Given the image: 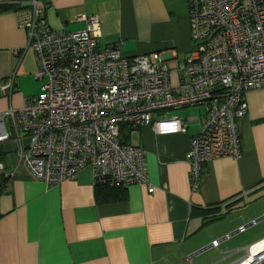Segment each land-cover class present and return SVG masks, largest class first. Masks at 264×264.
I'll return each mask as SVG.
<instances>
[{
	"label": "crops",
	"instance_id": "0c3cea01",
	"mask_svg": "<svg viewBox=\"0 0 264 264\" xmlns=\"http://www.w3.org/2000/svg\"><path fill=\"white\" fill-rule=\"evenodd\" d=\"M25 1L0 0V6H7L0 12V115L22 108L41 89V81L35 79L36 54L25 49L27 31L18 26L17 11ZM43 1L47 3L45 20L54 30H81L85 24L76 22L77 16L99 15V49L119 42L127 57L159 52L172 69L194 50L188 0ZM14 72L16 89L8 95L1 84ZM246 101L247 114L238 121L241 157H219L204 164L195 190L187 160L191 138L199 131L195 117L182 118L185 133L158 135L150 126L131 129L127 141L145 151L153 193L143 185L131 184L124 187V198L112 202L97 201L90 167L73 180L48 186L30 176L12 138L0 142V264L191 261L190 254L221 241L217 237L231 230L222 228L203 236L213 224L202 228L204 218L220 214L264 188V89L249 92ZM11 171L14 175L8 177ZM233 209L229 215L242 208ZM255 217L239 221L237 226L244 227Z\"/></svg>",
	"mask_w": 264,
	"mask_h": 264
},
{
	"label": "built area",
	"instance_id": "2783aa9c",
	"mask_svg": "<svg viewBox=\"0 0 264 264\" xmlns=\"http://www.w3.org/2000/svg\"><path fill=\"white\" fill-rule=\"evenodd\" d=\"M46 5L28 0L17 11L18 26L27 31L25 49L37 57L40 93L0 115V142L17 143L32 178L51 186L90 167L95 184H138L153 193L146 153L123 143L121 129L185 133L183 119L170 112L187 107L204 111L193 118L199 131L187 154L194 190L204 164L241 157L238 121L248 111L246 96L264 89V0H188L194 50L174 69L159 52L127 57L119 42L99 49V15L77 16L81 30H54L44 17ZM15 78L14 72L2 82L4 93L16 89ZM232 255L216 264H264V238L245 247L241 258L229 261Z\"/></svg>",
	"mask_w": 264,
	"mask_h": 264
},
{
	"label": "rangeland",
	"instance_id": "374dc122",
	"mask_svg": "<svg viewBox=\"0 0 264 264\" xmlns=\"http://www.w3.org/2000/svg\"><path fill=\"white\" fill-rule=\"evenodd\" d=\"M198 108L192 107L182 109L179 110L177 114L180 118H202L204 111L201 107ZM232 208L242 209L239 211V213H233L231 215L228 214L222 220L213 222V224L208 225L209 227L204 230L202 235L210 236L216 234L222 228L231 229L228 233L217 237V239L221 240L224 239L227 235L239 230V227L237 226L239 221H242L250 216H256L253 220L247 221L243 224V226H246L257 219L264 217V188L244 199V201L226 208V210L221 211V213L226 214L228 213L227 211ZM261 238H264V219H261L258 222L248 226L243 232H238L226 240H221L220 248L216 249L210 247L201 254L193 257V259L186 264H213L222 259L228 252L232 251H234V255H232L229 261L239 259L244 255L245 246L248 243H252ZM210 244L212 243H209L207 246H210Z\"/></svg>",
	"mask_w": 264,
	"mask_h": 264
},
{
	"label": "trees",
	"instance_id": "16d2710c",
	"mask_svg": "<svg viewBox=\"0 0 264 264\" xmlns=\"http://www.w3.org/2000/svg\"><path fill=\"white\" fill-rule=\"evenodd\" d=\"M7 9V6L2 5L0 6V12L4 11ZM131 131L130 128L123 127L121 129V140L123 143H128L127 138L129 135V132ZM95 194L97 201L99 203L102 202H112L115 200H120L124 198V187L116 186V187H110L109 185L105 183H97L95 184ZM2 192V185H0V193ZM235 209H229L226 213H221V214H215L211 217H205L203 223H202V228L206 226L207 224L222 220L227 214H229L231 211Z\"/></svg>",
	"mask_w": 264,
	"mask_h": 264
},
{
	"label": "water",
	"instance_id": "95a60500",
	"mask_svg": "<svg viewBox=\"0 0 264 264\" xmlns=\"http://www.w3.org/2000/svg\"><path fill=\"white\" fill-rule=\"evenodd\" d=\"M261 219H264V217H262V218H260V219H257V220H255V221H253V222L250 223L249 225L244 226V228L246 229L248 226H250V225H252V224L258 222V221L261 220ZM238 232H239V230L235 231L234 233H231V234L227 235V236H226L224 239H222V240H225V239H227V238H230L231 236H233L234 234H236V233H238ZM209 248H210V246H207V247H204V248H202V249H199V250L193 252L192 254H190V255L188 256V259H192L193 257H195V256H197V255H199V254H201L202 252H204L205 250H207V249H209Z\"/></svg>",
	"mask_w": 264,
	"mask_h": 264
}]
</instances>
